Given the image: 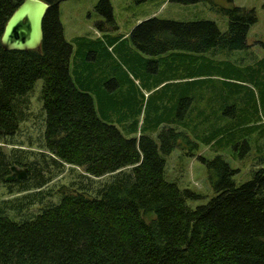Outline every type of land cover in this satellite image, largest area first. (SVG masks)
Here are the masks:
<instances>
[{
  "label": "trees",
  "instance_id": "trees-1",
  "mask_svg": "<svg viewBox=\"0 0 264 264\" xmlns=\"http://www.w3.org/2000/svg\"><path fill=\"white\" fill-rule=\"evenodd\" d=\"M23 1L0 0V185L15 197L0 204V264H264V169L238 187L236 171L224 158L200 157L216 196L190 208L188 199L200 196L167 181L165 157L181 146L195 152L197 143L173 126L164 128L158 143L145 131L128 138L103 121L93 96L72 77L74 49L65 38L59 0H44L52 7L40 49L6 51L1 42L5 26ZM170 1L209 3L228 16V31L210 21L151 18L131 33L144 55L247 49L249 31L258 22L255 10L219 6L218 0ZM96 9L104 17L98 23L101 31L118 30L110 0H100ZM39 80L44 81L47 120L44 152L38 155L8 137L20 129L22 109ZM185 108L181 104L168 123L182 124L188 118ZM66 166L83 169L90 178L110 179L95 193L84 186L63 189L60 203L43 211L39 207L33 220L15 221L11 213L43 203L49 194L43 189ZM16 168L24 169L26 177L12 178Z\"/></svg>",
  "mask_w": 264,
  "mask_h": 264
},
{
  "label": "rangeland",
  "instance_id": "rangeland-1",
  "mask_svg": "<svg viewBox=\"0 0 264 264\" xmlns=\"http://www.w3.org/2000/svg\"><path fill=\"white\" fill-rule=\"evenodd\" d=\"M110 1L118 30L103 32L98 23L104 17L96 9L100 0H59L65 38L74 49L72 77L79 89L93 96L103 121L116 125L128 138H138L145 131L158 143L166 127L186 131L198 149L192 152L181 146L166 156V179L200 196L188 199L192 209L209 204L216 196L207 165L200 157L208 161L224 158L236 171L238 187L251 181L264 169V0H218L219 6L256 11L258 22L249 31L247 49L159 57L146 56L134 45L131 33L141 22L151 18L181 23L210 21L225 33L228 16L205 2ZM43 87V80L36 82L28 94V107L22 109L20 129L8 137L38 155L44 152L47 120ZM181 104L188 118L182 124L168 123L178 115ZM15 176L23 179L26 173L16 168L12 178ZM109 179L90 178L83 169L66 166L43 189L49 194L41 205L29 206V211L24 207L11 215L17 222L33 220L39 207L43 211L61 202L63 189L84 186L95 193ZM9 192L0 185V204L15 198Z\"/></svg>",
  "mask_w": 264,
  "mask_h": 264
},
{
  "label": "water",
  "instance_id": "water-1",
  "mask_svg": "<svg viewBox=\"0 0 264 264\" xmlns=\"http://www.w3.org/2000/svg\"><path fill=\"white\" fill-rule=\"evenodd\" d=\"M51 7L44 0H24L5 26L1 40L3 48L13 52L40 49L44 40V19Z\"/></svg>",
  "mask_w": 264,
  "mask_h": 264
}]
</instances>
